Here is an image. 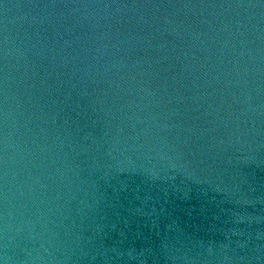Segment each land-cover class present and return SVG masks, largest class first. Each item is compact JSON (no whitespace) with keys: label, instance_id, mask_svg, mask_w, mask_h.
Returning <instances> with one entry per match:
<instances>
[{"label":"water","instance_id":"obj_1","mask_svg":"<svg viewBox=\"0 0 264 264\" xmlns=\"http://www.w3.org/2000/svg\"><path fill=\"white\" fill-rule=\"evenodd\" d=\"M0 264H264V0H0Z\"/></svg>","mask_w":264,"mask_h":264}]
</instances>
